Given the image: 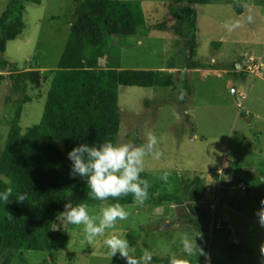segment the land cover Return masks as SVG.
I'll list each match as a JSON object with an SVG mask.
<instances>
[{"label":"rangeland","instance_id":"1","mask_svg":"<svg viewBox=\"0 0 264 264\" xmlns=\"http://www.w3.org/2000/svg\"><path fill=\"white\" fill-rule=\"evenodd\" d=\"M137 1L142 4L147 27L141 36H114L101 57L104 65L119 70L167 71L174 74L178 87L120 85L119 143L139 145L140 139L147 142L148 134L157 136V150L162 155L150 154L144 172L151 186L158 180L150 174L159 176L164 171L175 178H204L208 188L198 203L206 214L201 221L214 242L215 255L195 264H264V226L257 216L264 200V0H234L244 6L246 18L230 0H211L199 6L196 60L212 66L206 70L169 68L172 62L179 65L183 61L178 57L183 55L182 45L172 33L156 25L171 22L167 6L171 0ZM9 2L0 0V15ZM76 17L75 0L27 3L26 27L9 42L5 58L18 62L21 70L57 69ZM243 72L247 78L237 79L235 73ZM8 74L0 68V154L10 122L17 118V101L23 98L13 90ZM187 77L194 92L190 95L186 90L189 100L181 105L185 96L182 100L177 97ZM228 79L233 81L228 83ZM50 84L40 88L32 84L28 90L33 100L23 105L19 118L23 131L41 121ZM254 178L260 182L253 184ZM168 181L151 190L142 206L123 205L130 212L128 220H118L115 228L108 230V235L128 240L130 260H137L138 249L142 256L145 252L159 257L177 255L182 252L180 237L196 234L195 227L186 222L187 211L176 202L162 199L161 192H181L178 180ZM103 206L89 207L90 214H98ZM103 241L104 237H98L88 242L83 226H77L70 248L60 251L58 262L128 264L119 254L111 257ZM22 258L16 263L53 264L40 251L27 252Z\"/></svg>","mask_w":264,"mask_h":264},{"label":"trees","instance_id":"2","mask_svg":"<svg viewBox=\"0 0 264 264\" xmlns=\"http://www.w3.org/2000/svg\"><path fill=\"white\" fill-rule=\"evenodd\" d=\"M76 20L71 35L61 56L57 69L50 72L21 70L18 62L5 58L8 44L17 39L26 27L24 11L27 3L41 4L42 0H10L7 9L0 15V68L13 79V90L23 94L18 100L17 118L10 122L4 148L0 154V192L12 188L14 197L6 204L0 201V264H17L27 252L40 251L53 264H59L60 251L70 248L72 231L77 228L69 224L63 216L65 203L73 206L86 204L97 207L119 202L133 205L134 197L129 194L118 201H97L89 196V189L79 177L69 173L71 161L68 152L80 143L100 144L118 142L121 129V109L119 107V86H139L145 88H177L174 74L162 70L107 68L101 58L111 46L114 36L124 38L138 34L144 26L145 13L137 0H75ZM211 0H171L167 6L171 22L163 21L157 29L172 33L182 45L178 57L182 65L171 63L169 68L206 69L212 67L196 60L199 45V6ZM231 4L238 14H243L244 6ZM236 64V63H235ZM237 67L234 66V69ZM246 73H235L237 79L247 78ZM50 82L47 101L39 123L23 131L19 118L23 105L33 100L28 93L32 84L43 87ZM181 90L190 95L194 89L187 78L182 81ZM189 94L181 105L188 102ZM190 121V115H187ZM146 141L140 139L138 144ZM264 172V171H263ZM146 179L148 174H141ZM216 178L218 174H215ZM158 180L149 192L166 182ZM219 178V177H218ZM178 180V194L162 193L166 202H176L187 211L186 222L195 227L197 244L204 254L187 258L183 253L174 256H152L153 263L195 264L215 255L214 242L204 229L201 219L206 215L198 203L204 195L202 176L182 178L169 175V181ZM218 180V179H217ZM150 181V180H149ZM252 183L260 182L254 178ZM180 186V187H179ZM70 193V195H69ZM27 195V200L18 201L16 196ZM223 198V194L219 195ZM254 208H251L253 210ZM248 215V212H246ZM226 231V228H225ZM169 231H166V234ZM179 249V248H177ZM140 253L137 257L139 260ZM136 260V261H137Z\"/></svg>","mask_w":264,"mask_h":264},{"label":"clouds","instance_id":"3","mask_svg":"<svg viewBox=\"0 0 264 264\" xmlns=\"http://www.w3.org/2000/svg\"><path fill=\"white\" fill-rule=\"evenodd\" d=\"M235 26L238 25H231V27ZM225 27L230 26L226 24ZM177 98L181 100L184 98L183 90ZM158 144L159 140L154 134H148L147 142L141 145L111 141L100 144L80 143L68 152V159L71 161L69 175L84 181L89 189L88 194L93 200L104 202L111 198L118 201L131 194L134 197V204L142 206L149 198L151 184L141 174L145 172L146 158L150 154L162 155L157 150ZM169 175V172L164 171L158 179L167 182ZM11 197H14V193L10 187L0 192V201L6 204ZM15 199L25 201L27 195L21 194ZM62 213L69 224L83 226V233L88 242L104 237L103 242L111 257L119 254L127 259L128 264H151L152 256L149 252H145L137 261L130 260L128 240L121 235H108V230L114 229L118 220L126 221L130 216L127 208L119 202L101 207L98 214H90L86 204L73 206L66 201ZM257 216L261 226H264V200L261 201V209L257 212ZM198 236L202 234L180 237L182 253L185 257L204 254L203 249L196 242Z\"/></svg>","mask_w":264,"mask_h":264},{"label":"crops","instance_id":"4","mask_svg":"<svg viewBox=\"0 0 264 264\" xmlns=\"http://www.w3.org/2000/svg\"><path fill=\"white\" fill-rule=\"evenodd\" d=\"M246 13V10L243 12V14H240L243 16V18L245 17V14ZM246 18V17H245ZM39 70H41L42 72H44V68L40 67L38 68ZM203 70H206V69H203ZM233 81V79H228V83H231ZM235 92H237V90H235Z\"/></svg>","mask_w":264,"mask_h":264}]
</instances>
